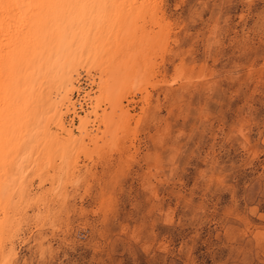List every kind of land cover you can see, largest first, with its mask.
I'll return each mask as SVG.
<instances>
[{
	"label": "rangeland",
	"instance_id": "374dc122",
	"mask_svg": "<svg viewBox=\"0 0 264 264\" xmlns=\"http://www.w3.org/2000/svg\"><path fill=\"white\" fill-rule=\"evenodd\" d=\"M153 1L164 45L140 58L153 67L124 102L131 118L108 109L87 153L69 144L67 200L49 218L38 201L23 211L12 264H264V0ZM90 73L74 96L86 112ZM41 178L32 196L48 194Z\"/></svg>",
	"mask_w": 264,
	"mask_h": 264
},
{
	"label": "bare ground",
	"instance_id": "6f19581e",
	"mask_svg": "<svg viewBox=\"0 0 264 264\" xmlns=\"http://www.w3.org/2000/svg\"><path fill=\"white\" fill-rule=\"evenodd\" d=\"M155 11L153 0H0V264H12L16 256L7 244L18 236L24 210L38 201L48 217L56 197L58 205L65 203L62 180L78 167L69 144L85 153L90 124L101 118L107 129L110 111L131 118L124 102L153 67L140 58L156 54L151 45H164L147 29ZM90 72L96 91L82 100L93 95L96 104L86 112L74 96ZM77 109L85 111L78 126L67 124ZM39 176L47 177L48 194L40 181L43 193L32 196L27 184Z\"/></svg>",
	"mask_w": 264,
	"mask_h": 264
}]
</instances>
